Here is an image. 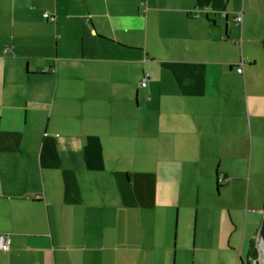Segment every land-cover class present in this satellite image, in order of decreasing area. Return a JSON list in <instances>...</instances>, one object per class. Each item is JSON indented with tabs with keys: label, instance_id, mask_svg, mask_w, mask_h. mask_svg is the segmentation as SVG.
Returning <instances> with one entry per match:
<instances>
[{
	"label": "crops",
	"instance_id": "obj_1",
	"mask_svg": "<svg viewBox=\"0 0 264 264\" xmlns=\"http://www.w3.org/2000/svg\"><path fill=\"white\" fill-rule=\"evenodd\" d=\"M246 46L264 53V0H0V264H184L169 230L192 165L217 160L230 194L245 127L264 144ZM227 207L182 252L257 264L262 210Z\"/></svg>",
	"mask_w": 264,
	"mask_h": 264
},
{
	"label": "rangeland",
	"instance_id": "obj_2",
	"mask_svg": "<svg viewBox=\"0 0 264 264\" xmlns=\"http://www.w3.org/2000/svg\"><path fill=\"white\" fill-rule=\"evenodd\" d=\"M249 55L256 57L258 60L264 59V53L262 48L258 46L243 47ZM248 125V124H247ZM244 126V122H243ZM248 127V126H247ZM246 128L247 139L241 140L242 144V157L236 161L238 180L234 184V191L230 194H226L223 191H219L212 184V180L215 179V172H217L218 161L203 159L201 160L200 168L197 166L198 161L194 162L192 169L190 168V175L185 179V191L184 193V205L179 212L178 224L172 227L169 231L175 233V245L177 248L178 260L184 258V264H202L198 262L197 251L193 253L188 251L183 253L181 246L183 244L188 246L196 247L201 243V235L204 233L205 228L202 223V218L208 217L209 215L214 216L217 213V209L234 204V211L232 213L236 220H243L246 211L251 212L254 210V205L262 210V218L264 215V144L256 139L250 141V135L248 132L249 128ZM257 141V142H256ZM160 143L157 142V147ZM252 145V147H251ZM161 147H168L167 144L161 145ZM144 154L146 155L145 160H139L137 163L140 167L151 169L153 163H155V156L153 153L156 150V145L151 139H147L146 143L142 145ZM132 148L128 149L130 152ZM133 162L132 160L130 163ZM132 164V163H131ZM218 173H220L218 171ZM209 182V184H207ZM211 182V183H210ZM248 199V203H247ZM207 206L210 209H214L212 213L210 210L206 213ZM175 217V215H174ZM173 217V218H174ZM175 219V218H174ZM173 219V222H174ZM261 221V220H260ZM210 227L213 230L212 223ZM157 230V226L154 229ZM211 230V229H210Z\"/></svg>",
	"mask_w": 264,
	"mask_h": 264
},
{
	"label": "built area",
	"instance_id": "obj_3",
	"mask_svg": "<svg viewBox=\"0 0 264 264\" xmlns=\"http://www.w3.org/2000/svg\"><path fill=\"white\" fill-rule=\"evenodd\" d=\"M43 17L53 21V17H51V16L49 17L48 14H44ZM240 20H241V15H237L236 20H235L237 25L241 24ZM241 66H242V64H241ZM241 72H242L241 68H238L237 69V73H241ZM147 79H148V74H144L141 83H139L142 88H144L146 86L145 83H146ZM45 136H48V135L45 134ZM1 241L2 242H1V245H0V249L3 250V251L8 250V248H9V240L8 239H1Z\"/></svg>",
	"mask_w": 264,
	"mask_h": 264
},
{
	"label": "water",
	"instance_id": "obj_4",
	"mask_svg": "<svg viewBox=\"0 0 264 264\" xmlns=\"http://www.w3.org/2000/svg\"><path fill=\"white\" fill-rule=\"evenodd\" d=\"M263 221V226L261 228V231H260V240L258 242V245L256 248V251H257V258L254 260L256 261L257 264H260L259 263V260H260V251L261 250H264V219L262 220Z\"/></svg>",
	"mask_w": 264,
	"mask_h": 264
},
{
	"label": "trees",
	"instance_id": "obj_5",
	"mask_svg": "<svg viewBox=\"0 0 264 264\" xmlns=\"http://www.w3.org/2000/svg\"><path fill=\"white\" fill-rule=\"evenodd\" d=\"M264 49V48H263Z\"/></svg>",
	"mask_w": 264,
	"mask_h": 264
}]
</instances>
